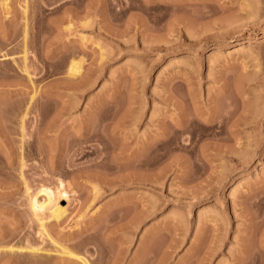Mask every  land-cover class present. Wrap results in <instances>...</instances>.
I'll return each mask as SVG.
<instances>
[{
  "label": "rangeland",
  "instance_id": "374dc122",
  "mask_svg": "<svg viewBox=\"0 0 264 264\" xmlns=\"http://www.w3.org/2000/svg\"><path fill=\"white\" fill-rule=\"evenodd\" d=\"M87 261L264 264V0H0V264Z\"/></svg>",
  "mask_w": 264,
  "mask_h": 264
},
{
  "label": "bare ground",
  "instance_id": "6f19581e",
  "mask_svg": "<svg viewBox=\"0 0 264 264\" xmlns=\"http://www.w3.org/2000/svg\"><path fill=\"white\" fill-rule=\"evenodd\" d=\"M25 56V55H24ZM26 57V56H25ZM26 59V58H25ZM26 70V69H24ZM29 72V71H28ZM27 72V73H28ZM181 107V106H180ZM181 115V114H180ZM183 116V115H182ZM186 116V115H185ZM184 116V117H185ZM194 116V115H193ZM214 117V116H213ZM180 118V117H179ZM217 119V118H216ZM180 120V119H179ZM181 124L179 126H177V134H176V145H177V148H189L191 147L193 144H194V140L196 139L195 138V135L197 134L198 130H207L206 128L208 127H205L206 125H203L201 124L200 122H198L195 118H192L191 116H186L184 118V120L182 119V121L180 122ZM179 124V123H178ZM213 127V126H212ZM210 128V127H209ZM214 129V128H213ZM212 129V130H213ZM215 130V129H214ZM184 132H187L189 133V142L184 145L182 144L181 142V135L184 133ZM213 136L215 137H218L219 136V132L218 131H214L212 132ZM228 151V150H227ZM29 152V151H28ZM63 184H61L60 186H62ZM60 186L56 187V189L50 187V186H47V185H43L41 188H40V192H44L45 195H46V198L43 200V201H40L39 198H37V196H32L31 197V205H32V208L34 209L36 215L40 213V210H43V209H46V210H49L50 211V216L51 217H55L56 219H59L66 211L65 208H63L62 206L59 205L58 203V198L59 196H63V195H68L67 194V191L65 189H62ZM64 188V187H63ZM34 195H37L34 194ZM41 216V215H40ZM42 217V216H41ZM39 217V218H41ZM44 222L42 221V225ZM43 228H45V226H43ZM45 230H47L45 228ZM43 232V231H42ZM49 236V235H47ZM64 247V246H63ZM33 248V247H32ZM35 249V248H34ZM33 249V250H34ZM62 249V248H61ZM68 249V248H67ZM67 249L65 250V248L63 249L65 252L64 253H69V251H67ZM39 250V249H37ZM61 250V251H63ZM36 251V250H35ZM86 264H89L88 261L85 262Z\"/></svg>",
  "mask_w": 264,
  "mask_h": 264
}]
</instances>
